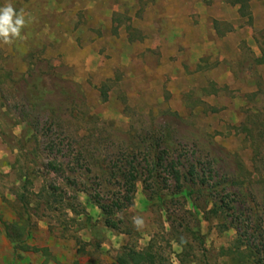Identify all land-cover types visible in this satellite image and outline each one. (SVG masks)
Wrapping results in <instances>:
<instances>
[{
	"label": "rangeland",
	"instance_id": "rangeland-1",
	"mask_svg": "<svg viewBox=\"0 0 264 264\" xmlns=\"http://www.w3.org/2000/svg\"><path fill=\"white\" fill-rule=\"evenodd\" d=\"M7 4L0 264H264V0Z\"/></svg>",
	"mask_w": 264,
	"mask_h": 264
},
{
	"label": "trees",
	"instance_id": "trees-1",
	"mask_svg": "<svg viewBox=\"0 0 264 264\" xmlns=\"http://www.w3.org/2000/svg\"><path fill=\"white\" fill-rule=\"evenodd\" d=\"M227 2L231 3L234 6H239V13L242 17H246L250 15V2L251 0H226ZM39 84L35 85V88L39 89ZM135 181L136 178L131 177L130 182L132 189L135 190ZM134 184V185H133ZM191 192H189L190 194ZM100 208L104 211L105 206L100 205ZM7 226V225H6ZM223 228L226 230L228 229V226L223 225ZM8 229V227H6ZM199 240L201 241V244H204L201 236H199ZM236 247H235V253L238 256L239 263L240 264H262V262L258 259H255L253 256V252L249 246H245V249H242L243 242L241 239H238L236 241ZM35 250L38 251L37 248H31L26 247L25 250ZM126 260L128 261V264H157L156 262V255L153 252V249L151 247H148L147 249L143 251H134L130 250L128 253H126Z\"/></svg>",
	"mask_w": 264,
	"mask_h": 264
},
{
	"label": "clouds",
	"instance_id": "clouds-1",
	"mask_svg": "<svg viewBox=\"0 0 264 264\" xmlns=\"http://www.w3.org/2000/svg\"><path fill=\"white\" fill-rule=\"evenodd\" d=\"M24 25L22 12H17L11 4L0 7V40L3 43L10 44L14 38H19Z\"/></svg>",
	"mask_w": 264,
	"mask_h": 264
}]
</instances>
